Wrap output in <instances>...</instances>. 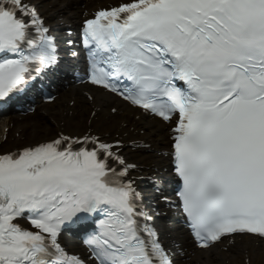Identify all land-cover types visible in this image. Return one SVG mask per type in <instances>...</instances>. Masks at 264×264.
<instances>
[{
	"label": "snow or ice",
	"instance_id": "1",
	"mask_svg": "<svg viewBox=\"0 0 264 264\" xmlns=\"http://www.w3.org/2000/svg\"><path fill=\"white\" fill-rule=\"evenodd\" d=\"M48 32L31 0H0V102L55 65ZM80 36L82 83L164 122L178 114L174 196L195 245L264 240V0H131ZM119 147L61 133L0 154V264H175L170 249L184 253L160 241ZM70 227L85 256L61 244Z\"/></svg>",
	"mask_w": 264,
	"mask_h": 264
},
{
	"label": "bare ground",
	"instance_id": "2",
	"mask_svg": "<svg viewBox=\"0 0 264 264\" xmlns=\"http://www.w3.org/2000/svg\"><path fill=\"white\" fill-rule=\"evenodd\" d=\"M119 1L124 0H31V3L51 32L60 36L67 26H75L77 20L89 16L97 7ZM88 96L93 99H87ZM169 127L102 90L86 85L74 86L44 107L41 114L0 124V152L37 144L59 133L76 136L90 133L108 142L119 140L120 154L127 163L135 165L130 173L144 184L147 177L160 181L171 175ZM141 193L150 205L154 204L152 212L157 227L169 246L174 241L184 250L186 260L180 261L181 264H248V261L264 264V242L259 241L255 246L247 236L224 249L216 246L214 250L193 252L186 234L177 230L171 216H164L163 203L167 194L157 198L146 185L142 186ZM63 240L69 246L78 247L73 241Z\"/></svg>",
	"mask_w": 264,
	"mask_h": 264
}]
</instances>
